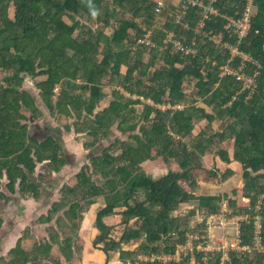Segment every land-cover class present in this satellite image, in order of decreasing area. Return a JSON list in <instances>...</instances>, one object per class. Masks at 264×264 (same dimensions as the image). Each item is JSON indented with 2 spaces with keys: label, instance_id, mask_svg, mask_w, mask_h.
<instances>
[{
  "label": "trees",
  "instance_id": "obj_1",
  "mask_svg": "<svg viewBox=\"0 0 264 264\" xmlns=\"http://www.w3.org/2000/svg\"><path fill=\"white\" fill-rule=\"evenodd\" d=\"M246 2L217 0V13L204 19L190 7L182 23L166 16L158 27L151 0H0V201L7 205L17 194L40 199L67 165L55 130L43 137L32 131L44 112L23 88L26 77L42 78L38 97L50 116L65 118L64 129L88 136L84 148L97 152L38 217L47 235L24 234L0 264H80L84 215L100 201L93 245L107 262L118 255L122 264H264V0H254L257 10L244 36L226 27L242 17ZM148 34L154 46L144 42ZM169 34L184 46L194 41L196 53L174 50L164 42ZM231 47L251 61L233 57ZM225 66L243 67L255 89L223 74ZM193 82L197 94L186 95L183 84ZM177 105L182 108H162ZM200 121L209 132L194 135ZM209 157L240 165L242 187L231 196L198 194L202 184L221 186L236 176L229 168L210 169ZM159 160L179 171L154 180L148 172ZM193 203L192 216L203 218V229L224 203L229 219L245 218L240 247L248 250H230L223 260V251H199L203 241L187 247L190 235L199 234L175 214ZM115 215L120 222L108 225L105 219ZM3 224L0 217V230ZM133 241L141 243L125 249Z\"/></svg>",
  "mask_w": 264,
  "mask_h": 264
},
{
  "label": "rangeland",
  "instance_id": "obj_2",
  "mask_svg": "<svg viewBox=\"0 0 264 264\" xmlns=\"http://www.w3.org/2000/svg\"><path fill=\"white\" fill-rule=\"evenodd\" d=\"M111 1V0H110ZM257 8L253 7L251 8V13L255 14ZM142 18L138 19V23L141 25V27L144 28L142 23ZM67 22H70L69 19L66 18ZM166 21V15L158 18L155 21V26H162ZM89 27L96 28L97 24H87ZM108 33H112L113 30L111 28L107 29ZM215 43H219V39L215 41ZM222 45V44H221ZM5 77V74L3 75V78ZM42 78H32V77H26L23 88L30 92L34 98L36 99L38 105L41 107V109L44 112V116L41 119V121L37 123L32 124V131L39 137H43L46 134H49V128L55 130L56 136L62 140L64 144V150L66 154V158L68 159L67 165L63 168V170L60 173L54 174L53 182L49 185H45L43 187V193L40 199H30L23 201L19 196H16L14 200L8 203V205L4 204L0 201V217L4 220L3 229L0 230V256H4L6 258L9 257V250L11 246H13L17 240L18 237L28 234L33 235L34 237L43 238L47 235L46 228L48 225H39L37 224V219L40 215L43 213H46L48 209L51 207V204L57 200L60 197V190L62 186L73 183L75 180L76 173L81 169V167L84 164L89 163L91 157L97 154L95 150H87L84 148V143H86L89 140L88 136L85 135H77L74 132H67L64 129V125L67 123V120L63 117H56L52 118L48 112V110L44 107L42 104L40 98L38 97L39 91L37 90L36 84L38 81H40ZM3 84L2 78L0 79V85ZM194 82L191 84L184 83L183 84V90L186 93V95H195L197 94V90L193 88ZM108 91L113 94L114 88H109ZM56 92L59 93V87L56 89ZM200 105V104H198ZM182 106H162L163 109L166 108H177ZM141 109V107H138ZM209 111V110H208ZM216 123H214L215 125ZM221 125L216 126L214 129L218 130L221 127ZM208 130L206 128V123L199 122L196 124V130L194 131V135H197L201 131ZM209 132V130H208ZM117 134L125 139H128L129 135H122L120 132H117ZM231 147H229L230 155H231ZM206 165L210 169H216L219 171H222L225 168H232L233 171L237 173L236 177L230 181L228 185H226L225 190L226 191H232L233 189H236L241 186V168L238 164L231 163L230 166H225L221 161H216L213 158H206ZM214 160V161H213ZM150 163V162H148ZM146 163L145 166L148 164ZM152 165H155L150 169V172L153 173L154 180H158L165 176L169 171L175 170L179 171V167L177 165H172L169 167H163V163L161 160L152 163ZM97 179V178H96ZM98 180V179H97ZM99 181V180H98ZM223 185L221 186H213V185H205L202 184L201 187L198 190L199 195L203 196H211V195H219L222 194L223 191ZM99 208H97L98 212L104 207V202L100 201L98 203ZM227 203H224L222 207V214L223 211H226ZM197 209V203L184 205L182 206L179 211L175 214V216L181 217L187 221L190 228L193 230H196V233L199 234V236L205 235V227L204 229L200 227L203 223V218L201 216H192V212H195ZM97 212V213H98ZM96 213V214H97ZM95 216L91 217V221L87 226H85L84 230L85 232H80L78 237V246H79V253L77 255V258L81 260L80 264H104V258L103 256L94 250L93 241L95 240V234H93V228H95ZM120 215H115L107 218L105 221H107V224L116 226L120 222ZM233 233H230L232 235ZM207 235V234H206ZM216 236H214L215 239L221 238L223 239V231H217L215 233ZM120 237V233L117 232L114 234V238L118 239ZM190 237H197V235H190ZM33 241H27L26 245H30ZM232 241V240H231ZM141 241H133L129 246H126L125 249L127 250H133L137 248L140 245ZM90 248V249H89ZM191 248V247H189ZM86 249H89L91 254L89 257L92 258L91 261H89L90 258H85ZM183 251V252H182ZM181 253H185V249L180 251ZM54 253L59 255V251L57 248L54 249ZM75 259V262L78 261V259ZM115 264H121L118 260V255L114 258ZM113 264V263H110Z\"/></svg>",
  "mask_w": 264,
  "mask_h": 264
},
{
  "label": "built area",
  "instance_id": "obj_3",
  "mask_svg": "<svg viewBox=\"0 0 264 264\" xmlns=\"http://www.w3.org/2000/svg\"><path fill=\"white\" fill-rule=\"evenodd\" d=\"M153 4V13L155 19L166 15L173 18L174 23H182L185 19L186 10L190 7L197 8L201 18H208L211 14L217 13V8L214 5V2L217 0H151ZM246 7L245 11L241 18L239 19H232L230 20L226 27H232L233 31L238 34V36H244L250 28V17L253 15L251 13V8L256 7L254 5V0H246ZM201 19V20H202ZM202 21L197 23V27L202 25ZM218 38H213L215 42ZM148 45L154 46L151 43L150 35L146 36L144 41ZM165 43H171L173 49L176 51L183 52L185 55L195 54V44L194 41L191 43L192 46H184L179 40H174L172 38V34H169L167 39L164 41ZM231 55L238 56L242 59V62H250L251 58L247 55L240 53L235 47L230 48ZM243 67H240L237 71H232L230 67L225 66L223 68V74L231 73L236 76L237 81L243 84V88L245 90L253 91L255 89V82L254 79L250 76H246L244 73L242 74L240 71ZM222 71V68H221ZM222 75V72H221ZM180 106V105H178ZM180 108V107H177ZM182 108V107H181ZM245 218H231L229 219L225 212L221 213L218 216L209 217L205 221V235L201 237H190V241L187 244V247H192L194 241H203L200 247H198L199 251H206V252H220L223 251L224 256L223 260H229V252L230 250H238L239 252H243L248 250L247 247L241 248L240 247V223L243 222ZM260 223L259 221L256 222V230H257V246L260 247V238L258 237L260 234ZM228 230H234L236 233L235 239L233 241L229 240V236L227 235ZM217 231H223V239L218 238L215 239L214 236ZM184 250V249H182Z\"/></svg>",
  "mask_w": 264,
  "mask_h": 264
},
{
  "label": "crops",
  "instance_id": "obj_4",
  "mask_svg": "<svg viewBox=\"0 0 264 264\" xmlns=\"http://www.w3.org/2000/svg\"><path fill=\"white\" fill-rule=\"evenodd\" d=\"M66 131V130H65ZM65 148V147H64ZM67 159V158H66ZM206 161V160H205ZM214 161V160H213ZM216 161H218V160H216ZM67 162H68V159H67ZM232 163H235V162H232ZM224 164V163H223ZM235 164H237V163H235ZM225 165V164H224ZM239 165V164H238ZM226 166V165H225ZM240 166V165H239ZM229 167V166H228ZM226 169H228V168H225L224 170H223V172L226 170ZM229 169H231L232 170V168H229ZM171 171H173V172H178V171H175V170H171ZM234 173H235V175H237V173L235 172V171H233ZM169 173V172H168ZM167 173V174H168ZM148 174L150 175V176H154L153 175V173H151L150 172V170H149V172H148ZM166 174V175H167ZM164 177V176H163ZM236 177V176H235ZM234 177V178H235ZM233 178V179H234ZM232 180V179H231ZM230 180V181H231ZM230 181H228V182H226L225 184H223V189L225 190L226 188H224V187H226V185H228L229 183H230ZM242 184V183H241ZM201 187V186H200ZM240 187H242V185L240 186ZM240 187H238V188H240ZM233 190H235V189H233ZM233 190L232 191H223V195H229V196H231L232 195V192H233ZM222 194H219V195H222ZM16 196H19V198H21L20 197V195H15V197ZM200 196H203V195H200ZM211 196H215V195H211ZM217 196V195H216ZM15 197L12 199V200H14L15 199ZM11 200V201H12ZM23 200V199H22ZM30 200V199H29ZM10 201V202H11ZM23 201H26V200H23ZM8 205V204H7ZM97 208H99V205H98V203H96L95 205H93L92 207H91V209L89 210V212L88 213H86L85 215H84V220H83V222H82V226H81V231L82 232H85V230H84V228H85V226H87V223L89 224L90 223V221H91V217L92 216H95L96 215V213L98 212L97 210ZM226 211H227V208H226ZM226 211H223V212H226ZM109 218V217H108ZM107 219V218H106ZM105 219V220H106ZM235 219H237L236 217H235ZM106 223H107V221H105ZM109 225V224H108ZM2 229H3V227H2ZM93 230V234H95V238H96V236L99 234V231L97 230V228H96V226H95V228H93L92 229ZM227 235L229 236V240L231 239L232 241L235 239V235H236V233L234 232V230H228L227 232ZM230 233H233L232 235H230ZM23 236V235H22ZM22 236H20V237H18L17 238V240H16V242H15V244L13 245V246H11V248L12 247H14L15 245H16V243H17V241H19V239L22 237ZM230 240V241H231ZM90 249V248H89ZM89 249H86V255H85V258H86V256H87V258H90L89 259V261H91L92 260V258L91 257H89L90 256V254H91V252H90V250ZM95 249V248H94ZM95 252H97V253H99L100 254V256L102 255L103 256V258H104V264H110V263H113V264H115V260H114V258L111 260V261H109V262H107V258H106V256H105V254L102 252V251H100V250H97V249H95L94 250ZM121 263V262H120ZM122 264V263H121Z\"/></svg>",
  "mask_w": 264,
  "mask_h": 264
},
{
  "label": "clouds",
  "instance_id": "obj_5",
  "mask_svg": "<svg viewBox=\"0 0 264 264\" xmlns=\"http://www.w3.org/2000/svg\"><path fill=\"white\" fill-rule=\"evenodd\" d=\"M92 14L93 15H96L97 14L96 10H93Z\"/></svg>",
  "mask_w": 264,
  "mask_h": 264
}]
</instances>
